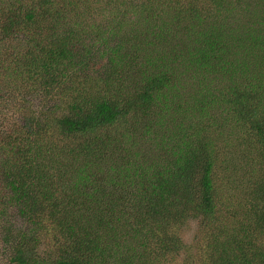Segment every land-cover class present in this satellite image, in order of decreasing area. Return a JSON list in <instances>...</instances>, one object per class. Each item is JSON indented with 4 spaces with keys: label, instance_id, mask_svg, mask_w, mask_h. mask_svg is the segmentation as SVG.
I'll return each mask as SVG.
<instances>
[{
    "label": "trees",
    "instance_id": "obj_1",
    "mask_svg": "<svg viewBox=\"0 0 264 264\" xmlns=\"http://www.w3.org/2000/svg\"><path fill=\"white\" fill-rule=\"evenodd\" d=\"M0 264H264V0H0Z\"/></svg>",
    "mask_w": 264,
    "mask_h": 264
},
{
    "label": "rangeland",
    "instance_id": "obj_2",
    "mask_svg": "<svg viewBox=\"0 0 264 264\" xmlns=\"http://www.w3.org/2000/svg\"><path fill=\"white\" fill-rule=\"evenodd\" d=\"M128 23H134L136 19H134L132 16L126 17ZM210 22L216 24L217 22H221V20L217 19V16H214L210 19ZM163 40L165 43L162 44V47H166L167 50H169L170 47H173L178 51V48L182 47L184 45L183 42H185V35L184 32H179V26H170L168 28H163ZM177 61V60H176ZM181 67V64H178ZM183 65V64H182ZM195 224L190 222L189 224L185 225L182 228V238L184 241L188 242L194 232Z\"/></svg>",
    "mask_w": 264,
    "mask_h": 264
}]
</instances>
